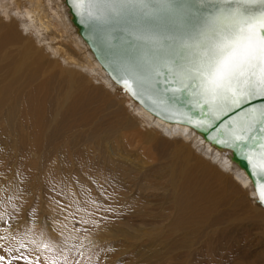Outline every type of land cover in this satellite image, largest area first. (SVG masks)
<instances>
[{
    "label": "bare ground",
    "instance_id": "obj_1",
    "mask_svg": "<svg viewBox=\"0 0 264 264\" xmlns=\"http://www.w3.org/2000/svg\"><path fill=\"white\" fill-rule=\"evenodd\" d=\"M10 1L18 2V0ZM51 1L55 9L50 6ZM26 2L29 5L26 7L23 5V11L19 9L20 14L13 15L11 12L9 15L14 19H20L19 21L22 23L19 22V24L24 27L21 31L25 30V34L35 36L39 41L45 42V37H49L50 40L46 42L48 50L53 53L55 50L57 54L63 55L65 64L69 66L68 68L63 66L61 69H56L55 73L53 68H50L52 72H50L51 70L48 71L50 75L46 80V85L51 86L53 84L51 91L52 89L55 91H47L46 94L49 101L41 126L43 125L47 129L40 138L36 139V142L43 146V150L34 154L35 158L38 157L42 160L35 167L39 169L43 165L42 167H46L44 169L46 174L55 172V166L54 168H51V165L48 167L55 147L71 143L72 140H68L66 137L67 132L86 126L87 123L92 122L90 120L95 119V113L98 111L97 106L100 109L105 107L107 112L94 120V127L91 128L89 141L94 145L95 151L98 150L101 155L107 156L103 146L111 138L113 139L112 142L119 143L122 141L119 135L123 129H135L137 125H140L148 128L145 137L155 144L156 150L154 152L160 157L156 164L143 170L144 173L155 172L157 174L156 183L162 181L165 183V186L161 187L164 189L161 195L165 203H158L160 204L158 211L160 217L155 213L156 218L153 222L148 218L149 215L141 218L143 214L150 212L147 205H144V203L147 204L149 198L146 199L141 195L132 198L128 191V195L127 193L120 194V205L123 204L122 201L133 204L139 201V206L141 204L143 207L140 212L141 215L136 213L137 218L139 215L138 219H135L133 215L131 218L127 215L124 217L125 224L129 227L125 233L126 237L132 241H139L140 239V243L143 238L147 240L145 243L151 240L147 244L148 247L146 245L145 248L142 245L145 249L155 244L159 245L156 249L149 248L151 253L145 252L146 254L149 253V257L146 256L147 261L157 255L167 256V254H171L179 256L178 259L183 262L198 264L203 249L209 252L214 249L216 243L222 246L217 248L216 252H222L224 246L228 251L237 250L240 228L255 234L253 230L259 229L264 223V212H261L259 205H254L256 192L251 176L246 169L238 164V161L232 159L231 150L204 138L201 131L188 123L160 117L134 99L129 92L124 91L123 87L111 77L87 39L80 33L77 24L73 21L72 5L66 3V0H28ZM0 9L8 10L10 7L0 0ZM33 29H36L35 35L30 32ZM1 31L0 54L7 53V49L13 48L15 45L16 50L13 49L16 56L12 61L6 62V59L0 55V72L5 75V80H0V116L6 122V130L20 134L19 130L31 126L27 123L16 130L22 120L20 104L25 111L32 108L30 99L26 101L24 96L33 98L37 92L35 87L30 88V90L22 89L23 85H31L37 80L41 72L47 71L46 66H56L60 62L55 57V59L49 57L50 60L46 59V54L39 49L29 56L28 53L35 49L36 45L32 41L33 44L22 45L20 40H23L21 37L23 34L21 33L20 36L14 25H5L0 21ZM69 36L75 52H68L65 46L57 41ZM78 51L83 56L78 55L76 58ZM90 57H92V61L89 60ZM63 62L62 64H64ZM36 63L39 64L38 68H33ZM85 63L90 66L88 72H85L83 67L82 69L77 67V65L85 67ZM89 76L93 79L99 78L98 81H102L103 85L94 84ZM105 89L107 91L111 89L115 92L122 91L128 95L127 97L131 99V105H134L131 107L135 108L136 114H130V117L123 111L121 102L116 101V104L113 105L112 102L106 101L107 96L110 95L106 93ZM50 93L51 96H49ZM110 113H114L111 119L106 117ZM34 118L30 116L32 120ZM39 121L41 122V120ZM100 121H104V123H100ZM36 122L32 121L35 126H38V122ZM150 126L153 128H149ZM159 132L162 136L159 135ZM85 135H88V132ZM8 142L11 147H18L19 145L18 138ZM147 159L150 157L146 156L144 160L153 163ZM108 160L112 161L111 158ZM57 163L60 167L59 173L62 174L60 178H62L63 174L68 173L65 158L62 156ZM127 165L118 161L113 163L112 169L110 168V174L112 173L110 184H113L112 188L117 189V191L125 190L126 183L124 179L116 176V173L124 172ZM133 170L135 168L129 169L130 172ZM98 173L101 174L102 171H97V177ZM126 188L129 189L127 186ZM143 195L145 196V194ZM247 198L253 202L252 210ZM135 205L137 206V204ZM123 220L121 221L124 222ZM136 221L141 225L137 224ZM144 225H151L152 230L144 231L146 229ZM156 225L157 227H155ZM259 233L264 237L262 231ZM251 241L252 239L250 243ZM236 256L237 258H235ZM228 257L232 258V264H264V254L261 247L246 256L242 252H236ZM154 263L152 262V264Z\"/></svg>",
    "mask_w": 264,
    "mask_h": 264
},
{
    "label": "rangeland",
    "instance_id": "obj_2",
    "mask_svg": "<svg viewBox=\"0 0 264 264\" xmlns=\"http://www.w3.org/2000/svg\"><path fill=\"white\" fill-rule=\"evenodd\" d=\"M26 1L28 0H18L14 3L10 0H1L10 9H0V21L5 25H14L18 34L20 33V36L21 33L23 34L21 36L23 40H20L22 45L31 44L32 42L36 45L35 49L28 53L29 56L39 49V51L42 50L46 54V59L56 58L60 64L52 65V67L46 66L47 71L41 72L34 83L31 85L24 84L22 87L25 90L35 87L37 92L33 98L24 96L26 101L30 99L32 108L27 109L31 112H27L20 104L22 120L16 130L27 123L31 126L19 130L20 134L11 133L5 129L6 122L0 116V256L4 257L3 260H0V264H9V262L10 264H152V262H155L154 264H189L186 261L179 260V256L171 254H167V256L157 255L147 261L146 256L149 257V253L146 254L145 252L151 253V249H156L159 245L155 244L149 247L151 249H145L151 240L145 243L147 240L143 238L140 243V239L139 241H132L125 234L129 227L125 224L124 217L127 215L131 218L133 215L136 219V213H140L143 207L141 204L139 206V201L134 204L122 201V205L125 204V206L120 205V194L128 191L132 198L141 195V197L149 198V200L154 199L153 201L148 200L147 204L143 202L150 212L149 214H143L142 217L140 216L145 218L149 215L148 218L152 222L155 220L156 214L158 215L160 208L158 203H165L161 195L164 191L161 187L165 186V183L163 181L156 183L157 174L155 172L144 173L143 171L160 160L159 154L154 152L156 150L155 144L145 137L148 128L137 125L135 129H123L119 135L122 141L119 143L112 142L113 139L111 138L103 146V149L107 152V156H103L98 150H94V145L89 141L91 128L94 127V120L107 112L105 107L100 109L97 106L98 111L95 113V119L90 120L92 122L87 123L84 127L67 132L66 137L68 140H72L71 143L55 147L50 164L48 162V167L49 165H51V168L55 166V172L46 174L44 172L46 167H42L43 165L39 169L35 167L42 160L38 157L35 158L34 154H38L43 150V146L36 142V139L40 138L47 129L45 126H41L49 101L46 94L47 91H55L53 89L51 91L53 84L51 86L46 85V80L52 72L50 68H53L55 73L56 69H61L63 66L68 68L69 66L65 64L63 55L57 54L54 49V53L48 50L46 42L50 40L49 37H45V42L39 41L35 36L33 38L25 34V30L21 31L23 26L19 24V22L22 23L19 21L20 19L17 18V20L10 16L11 12L13 15L20 14L19 9L23 11L22 6L29 5ZM51 3L53 2H50V6L55 9V6ZM18 6H21V8ZM36 29L30 31L32 35H35ZM0 34H2V31ZM57 41L65 46L68 52H75L70 36ZM15 47L13 45L16 50ZM13 48L9 47L7 53L0 54L6 59V62L12 61L16 56ZM55 48L58 50L57 47ZM78 55L83 56L80 51L77 52L75 57L77 58ZM89 60L92 61V57ZM81 65H83L82 62ZM38 66L39 64L36 63L33 68H38ZM77 67L80 69L83 67L84 71L88 72L90 66L85 63V67L78 65ZM48 71L50 72L48 73ZM96 78H91V82L96 85H103V82L98 81L99 78ZM1 79L5 80V75L0 72ZM105 91L110 95L107 96L106 101L112 102L113 105L116 104V101L121 102V107L126 114L129 116L130 114H136L135 108L131 107L134 105H131V99L127 97L128 95L122 91L115 92L111 89H108L110 93L106 89ZM49 96H51V93ZM30 116L35 117V120L30 119ZM112 116H114V113L106 115L110 119ZM36 120L37 122L41 120V122L37 123ZM32 121L36 122L38 126H35ZM100 123H104V121H100ZM149 128L153 127L150 126ZM87 132L88 135H85ZM159 135H161L160 132ZM15 138L19 139V145L18 147H11L8 141ZM62 156L65 158L68 173L63 174L64 176L60 178L62 174L59 173L60 167H58L57 162ZM146 156L150 157L147 160L153 163L145 161ZM108 158H111L114 162L108 160ZM118 161L128 165L125 167L124 172L116 173V176L124 179L126 183H123L125 184V190L117 191V189L112 188L113 184H110L112 174H110V171L113 163ZM130 168H135V170L130 172ZM98 170L102 173H98L97 177ZM247 199L252 210L253 202L249 198ZM127 201H129L128 198ZM255 201L254 205H259L263 213L264 207L257 200ZM158 217L160 216L158 215ZM137 224L141 225V223ZM144 226L146 227L144 231L152 230L151 225ZM259 231L264 233V223L259 229L253 230L255 234L240 228L241 233L238 238L239 247L237 250L228 251L224 246L222 252H216L217 248L222 247L216 243L214 249L209 252L203 249L198 264H232V258L228 256L236 252H242L246 256L248 253L255 252L257 248L260 249V247L264 254V237L260 235ZM142 242L145 244H142ZM142 245L147 246L144 248Z\"/></svg>",
    "mask_w": 264,
    "mask_h": 264
},
{
    "label": "snow or ice",
    "instance_id": "obj_3",
    "mask_svg": "<svg viewBox=\"0 0 264 264\" xmlns=\"http://www.w3.org/2000/svg\"><path fill=\"white\" fill-rule=\"evenodd\" d=\"M121 57L118 82L197 128L254 97H264V0H66ZM166 85L167 87H158ZM172 98L187 94L206 119H194ZM211 139L239 149L264 181V105L231 120ZM264 203V182H257ZM4 257L0 256V260ZM10 264V262H9Z\"/></svg>",
    "mask_w": 264,
    "mask_h": 264
},
{
    "label": "water",
    "instance_id": "obj_4",
    "mask_svg": "<svg viewBox=\"0 0 264 264\" xmlns=\"http://www.w3.org/2000/svg\"><path fill=\"white\" fill-rule=\"evenodd\" d=\"M70 4V3H69ZM72 14H73V21L77 24L80 33L83 37L87 39L89 42L91 48L95 51V54L100 57V60L102 64L105 66V68L109 71L111 77L116 81L117 83L119 80V72L117 71V65L120 62L121 57L117 54L118 49L114 48L113 45L118 44L117 40H109V38L101 31L97 30L92 23L88 21H83L81 17L77 14V12L71 8ZM122 87L123 85L119 83ZM158 87H167L166 85H158ZM132 96V95H131ZM133 97V96H132ZM137 101H139L142 105L147 107V109L151 110L153 113L159 115L160 117L168 120H177L182 123H188L182 115H175L173 118L169 119V116L172 115V113L164 111L162 107H158L152 103L151 100H149L146 96H142L139 99L135 98ZM188 96L187 94H183L181 96H177L176 98L171 97V93L168 94V102L169 104L177 105L181 112H187L190 115L193 116L194 119H206V116H202L198 110L190 103H188ZM261 105H264V97H254L253 99L245 102L241 105L239 108H234L232 111L225 113L221 116V118L217 121H215L212 125V127H205V128H197L195 125H192L196 129L202 132L204 138L209 139L210 141L214 142L218 146L226 147L231 150V157L235 161H238V164L246 169V171L250 174L251 179L253 181V187L256 192V200L264 206V203H261L257 197V191H256V183L257 182H264L259 181L258 177H255L252 173V169L250 168V165L248 161L244 158H242L239 154V149H233L229 148L227 145L218 144L214 140L211 139L212 136H216L219 133V138L223 139L224 136L220 132V129L223 128L225 124H228L229 121L239 119L244 113H247L252 108H259Z\"/></svg>",
    "mask_w": 264,
    "mask_h": 264
}]
</instances>
